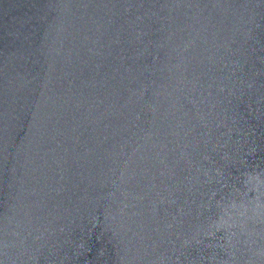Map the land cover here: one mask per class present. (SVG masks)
Listing matches in <instances>:
<instances>
[{
    "label": "water",
    "instance_id": "1",
    "mask_svg": "<svg viewBox=\"0 0 264 264\" xmlns=\"http://www.w3.org/2000/svg\"><path fill=\"white\" fill-rule=\"evenodd\" d=\"M0 264H264V0H0Z\"/></svg>",
    "mask_w": 264,
    "mask_h": 264
}]
</instances>
